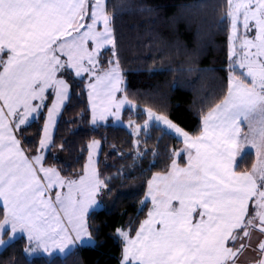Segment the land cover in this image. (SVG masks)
<instances>
[{
  "label": "snow or ice",
  "instance_id": "snow-or-ice-1",
  "mask_svg": "<svg viewBox=\"0 0 264 264\" xmlns=\"http://www.w3.org/2000/svg\"><path fill=\"white\" fill-rule=\"evenodd\" d=\"M164 7L0 0V246L22 235L25 257L51 261L95 244L101 225L91 213L112 190L95 159L101 141L87 144L79 173L64 174L54 153L63 110L74 93H86L93 125L122 121L126 106L143 117L142 124L127 122L137 137L136 159L149 152L139 150L138 137L151 139L150 128L161 133L157 146L165 135L177 142L168 147L164 172L146 182L145 218L135 228H113L122 241L120 264H264V0H224L227 73L214 99L201 101L194 131L128 95L116 21L134 10L145 18L144 31L159 39L160 26L175 34L197 5L178 4L167 17ZM174 47L179 52L180 42ZM189 60V73L213 71L197 68L195 53ZM40 121L30 144V129ZM65 147L61 141L58 150ZM245 150L250 166L241 164Z\"/></svg>",
  "mask_w": 264,
  "mask_h": 264
},
{
  "label": "trees",
  "instance_id": "trees-1",
  "mask_svg": "<svg viewBox=\"0 0 264 264\" xmlns=\"http://www.w3.org/2000/svg\"><path fill=\"white\" fill-rule=\"evenodd\" d=\"M127 3L133 6L141 3L165 5L160 9L165 17L177 13L178 4L197 5L194 12L185 14L175 34L171 29L160 26L158 31L162 38L159 39L151 38L144 31L145 18L135 14L134 10L116 21L122 35L120 59L129 98L141 108L150 106L186 128L196 130L201 101L214 99L221 87V78L227 73V33L221 21L224 0H127ZM176 41L181 44L179 52L174 47ZM193 53L197 68L213 71L187 72L189 56ZM160 93L166 94L163 100ZM122 117L125 122L143 123V117L138 119L136 111L129 113L125 110ZM73 119L75 123H66ZM41 124L42 121L32 125L28 143L36 142L31 133ZM148 133L151 139H147L145 133L140 134L139 150L147 149L149 152L143 160L136 159L133 135L113 123L93 125L87 94L74 93L55 130L57 149L54 153L57 166L64 169V174L79 173L87 163V144L91 140L101 141L98 169L105 179L112 178V190L103 195L102 210L91 213L92 221L101 225V232L94 245L81 247L76 254L67 257L57 255L51 261L46 257H25L21 252L24 238L20 237L0 252V260L15 257L17 264H120L122 241L113 228H135L137 222L145 218L147 208L140 201L147 191L146 182H151L154 173L164 172L168 164V147L177 143L165 135L157 146L161 133L152 128ZM61 141L66 144L64 151L58 150ZM49 159L52 162L51 156ZM153 161H156L155 167L152 166ZM241 164H254L252 156L246 153ZM105 224L107 227L103 226Z\"/></svg>",
  "mask_w": 264,
  "mask_h": 264
},
{
  "label": "rangeland",
  "instance_id": "rangeland-1",
  "mask_svg": "<svg viewBox=\"0 0 264 264\" xmlns=\"http://www.w3.org/2000/svg\"><path fill=\"white\" fill-rule=\"evenodd\" d=\"M107 102V100H105V103ZM110 102H111V100H110ZM127 107V106H126ZM105 116H107L106 114H104ZM108 123H113V125H115V126H119V127H123V128H126L130 133H131V131H132V129L130 128V127H128L127 126V122H125L124 121V119H123V117H122V121H115L112 117H109V119H108V121H106V122H101L100 124H104V125H106V124H108ZM140 136V135H139ZM134 137V139L136 140L137 139V137L136 136H133ZM139 138V137H138ZM140 141V140H139ZM140 145V144H139ZM135 146L137 147V145L135 144ZM101 147H102V145H101ZM101 147H100V149H98L97 150V153H96V156H95V159H96V161L98 162V160H99V156H100V152H101ZM93 152H95V148L93 149ZM152 182V181H151ZM104 195V194H103ZM103 195L101 196V201H102V204H101V208L103 207L102 205H103ZM97 210H99V209H97ZM21 235H18L17 237H16V239H18L19 237H20ZM15 239V240H16ZM15 240H12V241H9L8 242V244H10V243H12V242H14ZM8 244H6V245H3V246H0V252L8 245ZM86 246H89V245H84V246H82V247H86ZM29 258H34V257H29Z\"/></svg>",
  "mask_w": 264,
  "mask_h": 264
},
{
  "label": "crops",
  "instance_id": "crops-1",
  "mask_svg": "<svg viewBox=\"0 0 264 264\" xmlns=\"http://www.w3.org/2000/svg\"><path fill=\"white\" fill-rule=\"evenodd\" d=\"M104 102H105V101H104ZM106 104H111L110 100H107ZM125 110H127V107H125V109L123 110V112H124ZM133 111H136V110H133ZM123 112H122V114H123ZM104 114L108 115V113H104ZM246 153H248L247 150H245V152L242 154V157H243ZM242 157H241V158H242ZM160 174H162V173H157L156 175L159 176ZM20 237H23V236L21 235ZM20 237H19V238H20Z\"/></svg>",
  "mask_w": 264,
  "mask_h": 264
}]
</instances>
